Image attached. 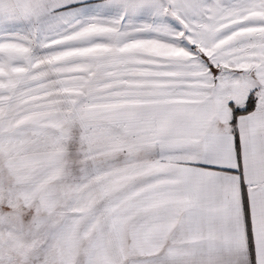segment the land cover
Returning <instances> with one entry per match:
<instances>
[{
    "label": "snow or ice",
    "instance_id": "snow-or-ice-1",
    "mask_svg": "<svg viewBox=\"0 0 264 264\" xmlns=\"http://www.w3.org/2000/svg\"><path fill=\"white\" fill-rule=\"evenodd\" d=\"M0 264H264V0H0Z\"/></svg>",
    "mask_w": 264,
    "mask_h": 264
}]
</instances>
